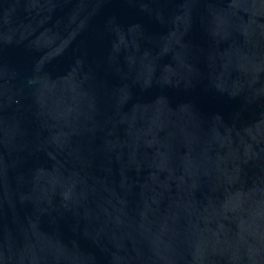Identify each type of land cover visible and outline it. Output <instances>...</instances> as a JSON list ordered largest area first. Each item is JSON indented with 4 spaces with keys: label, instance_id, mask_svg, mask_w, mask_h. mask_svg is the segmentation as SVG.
Segmentation results:
<instances>
[{
    "label": "water",
    "instance_id": "95a60500",
    "mask_svg": "<svg viewBox=\"0 0 264 264\" xmlns=\"http://www.w3.org/2000/svg\"><path fill=\"white\" fill-rule=\"evenodd\" d=\"M0 264H264V0H0Z\"/></svg>",
    "mask_w": 264,
    "mask_h": 264
}]
</instances>
